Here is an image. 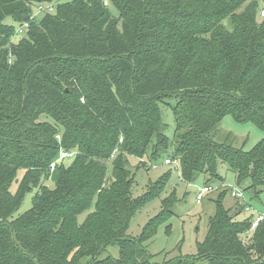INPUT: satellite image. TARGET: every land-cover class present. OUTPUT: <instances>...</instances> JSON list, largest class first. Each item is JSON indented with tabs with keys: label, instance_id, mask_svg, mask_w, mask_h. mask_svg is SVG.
Listing matches in <instances>:
<instances>
[{
	"label": "trees",
	"instance_id": "1",
	"mask_svg": "<svg viewBox=\"0 0 264 264\" xmlns=\"http://www.w3.org/2000/svg\"><path fill=\"white\" fill-rule=\"evenodd\" d=\"M263 4L0 0V264H157L144 242L172 214L175 191L138 237L126 231L171 172L133 198L128 156L155 163L170 148L182 182L203 175L219 187L222 162L257 199L264 137L243 150L214 135L226 115L264 131ZM7 16L25 31L15 42ZM170 98L176 125L168 139L160 103ZM60 149L75 151L74 159L50 169ZM49 171L50 188L42 184ZM34 189L32 206L13 216ZM226 194L215 198L197 252L159 264H264V223L251 229L250 218L237 219L244 207L225 206ZM112 245L117 255L102 256Z\"/></svg>",
	"mask_w": 264,
	"mask_h": 264
},
{
	"label": "rangeland",
	"instance_id": "2",
	"mask_svg": "<svg viewBox=\"0 0 264 264\" xmlns=\"http://www.w3.org/2000/svg\"><path fill=\"white\" fill-rule=\"evenodd\" d=\"M264 7V4L260 6ZM259 14V12H258ZM261 15H258V20L261 19ZM4 23L16 24L10 17H4L2 20ZM225 24L227 21L224 22ZM229 26V25H228ZM19 25L16 24L15 33L11 36V41H17L24 34V30L19 32ZM176 102L175 98L167 99V101L160 103L161 109V122L164 124L163 132L168 137L172 138L173 131L176 123L174 122V116L170 105ZM46 119L50 117L45 116ZM44 119V118H42ZM229 135V141L234 146L242 147L243 150L250 149L257 142L264 137V131L260 130L256 125L250 122L240 123L233 119L232 116L226 115L219 121L215 130V139L219 141L225 140ZM170 148L166 152H162L161 156L155 163L148 160L147 157L138 159L135 156H128L129 158V170L133 174V182L131 184V197H139L144 193L150 184L155 182L163 173L170 171L171 175L165 184V188L161 193L151 201L142 205V207L131 218L127 234L133 237H138L141 234L142 227L151 218L157 217L161 208V199L167 196L172 190L177 195V201L172 206V214H170L167 221H163L159 224L157 232L154 236L144 242L150 253V260L159 264L165 262V260L174 259L182 255L195 254L197 252V242L204 240L207 233L208 217L214 212L215 198L217 197L221 189H226L224 204L227 207L236 205L237 198H231L229 193L233 188L243 187L235 183V174L231 168L225 163L220 162L217 166L218 173L223 178V185L218 186L217 183H210L206 185L218 186L217 189L204 195L202 202H197L195 199L196 194L205 185L203 175L197 176L192 182H182L179 178V170L176 169L178 164L174 161L166 163L165 159L170 158L167 156L170 152ZM74 158L65 159L62 164L68 165ZM110 163V162H109ZM151 164V166H150ZM108 170L110 169L109 164ZM22 171H17L16 181H19L22 176ZM50 173V171H49ZM131 174V175H132ZM110 176V172L108 173ZM42 184L47 187H52L53 182L51 179V173L47 178H43ZM16 182L10 185L12 192L16 189ZM36 189L27 192L20 202V207L13 214L18 216L20 213L28 210L32 204V198ZM244 201L251 205L252 209L246 211L245 209L238 215L239 220L247 219L256 215L258 212L264 211V192L259 197L250 198L249 194L244 192ZM240 202V201H239ZM83 214L81 213L78 218L81 221ZM168 228V230H166ZM248 237H243V241L246 243ZM118 253V247L115 245L109 246L102 256L107 254L116 256ZM196 264H209L207 260H198Z\"/></svg>",
	"mask_w": 264,
	"mask_h": 264
},
{
	"label": "built area",
	"instance_id": "3",
	"mask_svg": "<svg viewBox=\"0 0 264 264\" xmlns=\"http://www.w3.org/2000/svg\"><path fill=\"white\" fill-rule=\"evenodd\" d=\"M44 7L43 6H39L38 7V10H42ZM46 8V7H45ZM47 9L51 10L52 7L51 6H48ZM259 14L261 16H264V7L260 9V12ZM27 24H25L26 26ZM22 28H19L18 31H21ZM75 151H69V150H65V149H60L59 150V153H58V159L57 160H54L50 163V169H53L55 164L57 162H60V161H64L65 159H68V158H74V155H75ZM166 163H170L171 161H174L175 163H177V161L175 159H170V158H166L165 159ZM215 187L212 186V185H204L200 190L199 192L196 194L195 196V199L197 202H202L203 200V197L205 194L211 192L212 190H214ZM230 197L231 198H237L240 203H242L244 209L246 211H249L252 209L251 205L246 203L244 201V192L243 190L239 189V188H233L230 193H229ZM264 223V211L263 212H258L256 215H253L252 217H250V227L251 229H255V227L259 226L260 224Z\"/></svg>",
	"mask_w": 264,
	"mask_h": 264
}]
</instances>
